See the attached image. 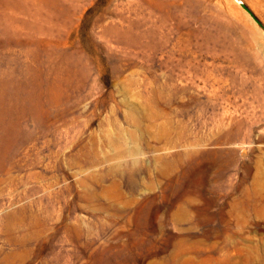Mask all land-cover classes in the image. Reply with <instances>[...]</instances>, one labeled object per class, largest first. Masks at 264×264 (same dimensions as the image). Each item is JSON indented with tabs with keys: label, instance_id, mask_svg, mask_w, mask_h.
<instances>
[{
	"label": "rangeland",
	"instance_id": "1",
	"mask_svg": "<svg viewBox=\"0 0 264 264\" xmlns=\"http://www.w3.org/2000/svg\"><path fill=\"white\" fill-rule=\"evenodd\" d=\"M242 1L0 0V264H264Z\"/></svg>",
	"mask_w": 264,
	"mask_h": 264
},
{
	"label": "water",
	"instance_id": "2",
	"mask_svg": "<svg viewBox=\"0 0 264 264\" xmlns=\"http://www.w3.org/2000/svg\"><path fill=\"white\" fill-rule=\"evenodd\" d=\"M241 5H242V7L244 8V9H246L248 12H249V14L257 21V22H259L260 23V21L258 20V18L254 15V13L252 12V10L248 7V5L246 4V3H244L243 1L240 3Z\"/></svg>",
	"mask_w": 264,
	"mask_h": 264
},
{
	"label": "bare ground",
	"instance_id": "3",
	"mask_svg": "<svg viewBox=\"0 0 264 264\" xmlns=\"http://www.w3.org/2000/svg\"><path fill=\"white\" fill-rule=\"evenodd\" d=\"M240 3L242 2V0H238ZM229 134V133H228ZM228 137V136H227ZM229 138V137H228ZM227 140V139H226ZM230 140V139H229ZM230 142V141H229Z\"/></svg>",
	"mask_w": 264,
	"mask_h": 264
}]
</instances>
